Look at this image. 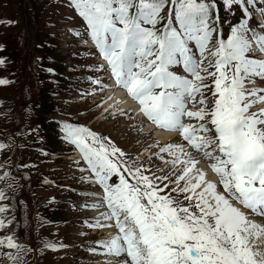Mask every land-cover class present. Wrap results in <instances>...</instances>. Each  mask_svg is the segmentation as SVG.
Returning a JSON list of instances; mask_svg holds the SVG:
<instances>
[{"label":"snow or ice","instance_id":"obj_1","mask_svg":"<svg viewBox=\"0 0 264 264\" xmlns=\"http://www.w3.org/2000/svg\"><path fill=\"white\" fill-rule=\"evenodd\" d=\"M67 6L85 26L75 36L86 35L106 64L93 71L108 73L111 87L123 90L155 129L186 142L149 143L151 155L138 162L86 126L59 127L60 139L87 165L80 170L102 190L84 207L106 211L84 223L104 228L114 221L117 229L99 245L101 254L114 257L112 264H264V107L252 110L264 105V34L248 23L257 9L264 16V0H67ZM221 10L239 12L227 38ZM87 83L106 86L102 78ZM11 147L0 142V151ZM205 161L215 182L198 167ZM8 210L0 205V214ZM14 223L15 214L0 218V229ZM15 235L0 236V254L25 264L35 249Z\"/></svg>","mask_w":264,"mask_h":264},{"label":"rangeland","instance_id":"obj_2","mask_svg":"<svg viewBox=\"0 0 264 264\" xmlns=\"http://www.w3.org/2000/svg\"><path fill=\"white\" fill-rule=\"evenodd\" d=\"M45 1L0 0V18L9 19L7 23H0V42L9 39L11 43L16 44L12 53L17 59L16 66L10 62L5 66L0 64V79L7 81L6 84L0 85V140H6L10 134L18 138L21 129L20 117L24 113L20 105L26 102L30 104L33 98L37 100L41 94L47 105L40 109L39 119L32 123L42 124L51 150L59 151L60 146L48 121L52 117H60L69 119L74 124H87L92 129L103 132L114 139L123 151L132 153L133 158L138 157V162L147 161L151 153L145 151V148L155 141L139 124L111 118H105L103 121L100 109H96L94 102L76 105L72 103V76L68 71L62 70L63 79L59 70L53 76L46 75L49 66L57 67L58 64H50L45 59L38 60L37 57L51 50L54 51L53 56L58 62L65 63V51L68 46L61 39H68L67 34H63L61 28L56 25V17H61L48 10ZM43 43L51 45L45 47ZM38 45L43 46V50H39ZM62 87L70 89L66 93L71 99L49 96L58 94ZM9 157H12L18 166L35 160L32 152L17 147L5 152L0 151V161ZM155 164L164 167L159 159L155 160ZM25 173L22 175L25 186L20 188L21 193L16 194L11 203L18 223H14L11 228H5L4 232L8 235L14 231L18 243L28 244L35 249L34 264H80L78 261L82 256L81 247L84 242L81 240L76 221L79 216L67 206L69 200L76 198L68 191L72 180L69 172L61 167L49 165L39 168L36 175ZM42 174L56 186L40 182ZM39 217L48 218L51 225L42 228L38 224ZM46 244H56L59 246L58 250H49L45 247Z\"/></svg>","mask_w":264,"mask_h":264},{"label":"bare ground","instance_id":"obj_3","mask_svg":"<svg viewBox=\"0 0 264 264\" xmlns=\"http://www.w3.org/2000/svg\"><path fill=\"white\" fill-rule=\"evenodd\" d=\"M106 102L108 103H113L114 102V106L116 108L120 107L121 109L124 110H128V109H133L135 102H133L126 94L124 91L120 92L116 97H114V99L108 97V99L106 100ZM110 106L105 105V106H100V114L101 117L105 116L106 114H108V112H110ZM104 121V120H103ZM117 122V121H116ZM132 123V122H131ZM136 123V122H135ZM134 124V123H133ZM167 139V138H166ZM165 139V140H166ZM154 143H159V145H163V143H161L160 141H155Z\"/></svg>","mask_w":264,"mask_h":264},{"label":"trees","instance_id":"obj_4","mask_svg":"<svg viewBox=\"0 0 264 264\" xmlns=\"http://www.w3.org/2000/svg\"><path fill=\"white\" fill-rule=\"evenodd\" d=\"M6 44H7V43H6ZM9 54H10V50L7 49L6 45H4V42H1V43H0V57H1L0 59H4V61L9 62L10 59L12 58V59L15 60V64H16L17 59L15 58V56H13L12 54H10V55H9ZM52 55H53V53H51V55L49 56V59L46 58V62H47V63L52 64V63L56 62V61L54 60V57H52ZM12 66H13V65H12ZM49 68L54 69V70H55V73H58L57 68H62V69H63V66H57V67L49 66V67L47 68V70H48ZM47 70H46L45 73H47L48 76H49V75H53L52 73H49ZM11 72H13V70H11ZM50 94H51V93H50ZM39 99L41 100V104H42L41 106H45V105H46V101H45V100H42L41 98H39Z\"/></svg>","mask_w":264,"mask_h":264}]
</instances>
